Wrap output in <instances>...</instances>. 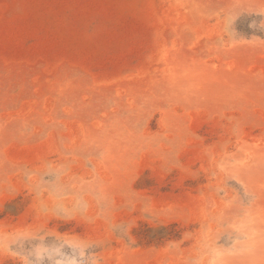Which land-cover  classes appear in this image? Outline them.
I'll list each match as a JSON object with an SVG mask.
<instances>
[{
	"label": "rangeland",
	"instance_id": "374dc122",
	"mask_svg": "<svg viewBox=\"0 0 264 264\" xmlns=\"http://www.w3.org/2000/svg\"><path fill=\"white\" fill-rule=\"evenodd\" d=\"M0 264H264V0H0Z\"/></svg>",
	"mask_w": 264,
	"mask_h": 264
}]
</instances>
